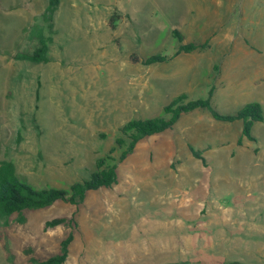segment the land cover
I'll use <instances>...</instances> for the list:
<instances>
[{"label":"rangeland","instance_id":"1","mask_svg":"<svg viewBox=\"0 0 264 264\" xmlns=\"http://www.w3.org/2000/svg\"><path fill=\"white\" fill-rule=\"evenodd\" d=\"M48 0H0V162H12L35 188L91 178L131 120L164 116L177 96L208 98L234 114L264 108V0H61L49 63L16 61L38 41L25 29ZM114 22L111 27L110 20ZM185 42L211 39L206 51L144 65ZM132 56L140 59L133 62ZM243 123L204 110L140 141L118 164V184L25 212L0 223V264H31L59 252L78 227L65 264H264V122L252 139ZM190 146L201 151L206 166ZM257 150V151H256ZM113 162V161H111Z\"/></svg>","mask_w":264,"mask_h":264},{"label":"trees","instance_id":"2","mask_svg":"<svg viewBox=\"0 0 264 264\" xmlns=\"http://www.w3.org/2000/svg\"><path fill=\"white\" fill-rule=\"evenodd\" d=\"M61 0H48L46 10L35 18V21L42 19L48 26L49 33L46 34L43 27L34 24L31 29H25L29 34V40L38 41V47L29 53L18 52L14 55L16 61H27L32 63H49L50 45L53 43L54 18L59 9ZM111 18V27L114 26ZM173 35L179 40L178 50L172 55L155 54L141 62L146 66L168 63L181 55H188L197 52L206 51L211 47V39L204 42H185L184 35L174 30ZM133 62H139L140 59L132 56ZM215 88L213 87L208 98L189 99L186 94L177 96L171 103L164 107V116L131 120L120 129V137L116 140V146L123 149L118 159L111 155L116 150L113 148L107 157L97 160V170L92 173L91 178L84 182L75 183L70 190L59 188L38 189L28 182L22 181L17 173L15 165L7 160L0 162V223L9 225L11 218L16 215V222L24 224L26 222L25 212L40 210L62 201L74 206L81 205L89 192L102 188H111L118 184V164L124 162L136 149L140 141L147 137L155 136L172 129L183 115L193 113L197 110L208 112L211 117L219 122L243 123L242 135L239 139L241 145L244 138L252 139L253 128L256 123L264 122V108L259 102H250L240 108L234 114L221 113L212 102ZM190 150L196 159L202 161L206 166V159L201 151L190 146ZM257 151V150H256ZM113 161V162H111ZM62 225L71 228L68 236L61 242L59 252L48 259L40 260L35 257L30 258L31 264H65L69 258L70 247L75 239L74 229L78 223L74 218H55L45 224V230L53 229Z\"/></svg>","mask_w":264,"mask_h":264}]
</instances>
